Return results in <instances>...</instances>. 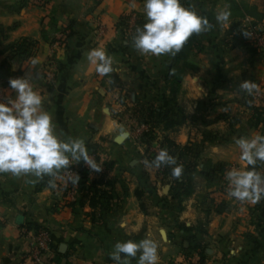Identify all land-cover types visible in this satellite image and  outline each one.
Wrapping results in <instances>:
<instances>
[{
  "label": "crops",
  "instance_id": "obj_1",
  "mask_svg": "<svg viewBox=\"0 0 264 264\" xmlns=\"http://www.w3.org/2000/svg\"><path fill=\"white\" fill-rule=\"evenodd\" d=\"M42 1L40 6L0 0V88L26 76L61 139H84L87 153L103 148L101 156L110 165L100 178L92 171L78 175L69 186L72 202L66 200L68 189L55 180L64 168L40 178L0 173V264H19L38 229L51 234L48 264H115L110 253L116 242L145 238L157 243L158 264L196 261L189 240L202 246L205 264H264V202L223 194L216 172L220 165L247 170L235 140L264 135L257 104L247 105L251 98L238 87L249 80L257 85L254 91L264 88V49L247 53L233 43L239 13L230 11L221 23L215 16L230 10L228 0H190L189 7L207 16L212 27L193 34L200 50L187 51L171 70L173 55L139 53L127 41V26L119 24L125 16L127 25L135 16L146 23L144 0ZM235 1L257 14L251 19L264 30V0ZM65 27L70 38L50 58ZM23 40L35 47L30 60L16 49ZM96 48L113 58L107 76L87 58ZM49 59L51 83L44 74ZM117 102L120 115L113 118ZM130 112L153 114V144L167 139L187 147L183 160L193 169L181 179L190 185L189 196L143 165ZM69 167L80 166L73 160ZM121 222L126 227H119ZM138 256L130 264H137Z\"/></svg>",
  "mask_w": 264,
  "mask_h": 264
},
{
  "label": "clouds",
  "instance_id": "obj_2",
  "mask_svg": "<svg viewBox=\"0 0 264 264\" xmlns=\"http://www.w3.org/2000/svg\"><path fill=\"white\" fill-rule=\"evenodd\" d=\"M143 10L147 22L136 29L132 38L133 47L142 54L174 56L193 34L206 32L212 27L207 16L184 7L181 0H144ZM230 15V10H224L217 13L215 19L227 22ZM87 58L96 65L100 75L113 71V58L105 50L92 49ZM9 87L15 99L0 102V173L13 176L31 174L37 178L55 176L60 169L68 168L73 160L83 161L90 169L101 171V167L88 156L84 139H61L62 134L56 132L52 114L42 109L43 98L33 90L26 76L10 79ZM238 87L252 95L257 85L244 80ZM235 143L241 150V160L253 167L226 173L227 195L240 202H259L264 198V175L254 166L258 161L264 162V135L251 139L241 137ZM151 163L159 168L161 165H176V159L167 149H161ZM181 174L182 166L172 168L174 177L179 178ZM119 227L126 225L121 222ZM157 248V243L149 238L139 242L118 241L110 257L115 264H130L139 253L137 264H158Z\"/></svg>",
  "mask_w": 264,
  "mask_h": 264
},
{
  "label": "built area",
  "instance_id": "obj_3",
  "mask_svg": "<svg viewBox=\"0 0 264 264\" xmlns=\"http://www.w3.org/2000/svg\"><path fill=\"white\" fill-rule=\"evenodd\" d=\"M31 3L37 4L42 6L43 1L42 0H30ZM240 26L237 29V33L241 34L246 41H248L253 47H255L257 50L264 49V34L262 33V29L259 27V25L251 18L249 17H243L239 21ZM70 30L68 28H63L59 35L57 36V39L52 45V51L50 58H52L55 54V52L59 49H63L65 45L67 44L69 38H70ZM26 47V48H25ZM26 50L25 59L30 60L34 53L31 54L32 50H35V47L32 44H25L23 49ZM44 74L46 76L47 82L51 83L54 80V68L52 65L51 60L49 59L46 64V68L44 71ZM21 76H16L15 78H18ZM12 90L10 87H4L0 88V102H6L7 100L12 99L11 95ZM263 89L262 90H256L253 91L252 96L254 98L262 99L264 102V96H263ZM264 106V104H262ZM150 125L148 124H142L139 125L136 130L134 131V139L136 144H140L141 136L144 133L149 132ZM162 149H165L162 147ZM161 150V149H160ZM158 150L153 155H157ZM92 160H94L97 165H101V162H105V159H103V156L99 154L98 156L91 155L89 156ZM82 167L88 172L92 171L85 163H83ZM104 168V167H103ZM233 169H239L237 166L230 165L227 166L226 170L219 174L221 185L220 189L223 194L227 195L228 185H227V179H226V173L229 170ZM79 169H75L72 167L64 168L62 169L58 175L56 176L55 180L56 182L67 188V194H66V200L69 202L74 201V195L69 190V186L71 182L77 177ZM104 171V172H103ZM101 174L105 173L106 170L102 169L99 171ZM95 173V171L93 172ZM159 175L162 176L161 170H159ZM261 175H264V168L260 171ZM53 255V246H52V239L51 234L48 230L42 229L38 232H35V234L31 237V241L29 244L28 250L21 256L19 264H48L50 258ZM192 264H197L194 261H192Z\"/></svg>",
  "mask_w": 264,
  "mask_h": 264
},
{
  "label": "trees",
  "instance_id": "obj_4",
  "mask_svg": "<svg viewBox=\"0 0 264 264\" xmlns=\"http://www.w3.org/2000/svg\"><path fill=\"white\" fill-rule=\"evenodd\" d=\"M189 1L190 0H181V3L183 4L184 7H189ZM228 4H229L230 11L233 13H236V14L239 13L240 18L249 17V18L258 19L257 14H255L253 11H251V9H248L247 7H243V6L239 5L235 0H228ZM127 21H128L127 16L121 17L119 24L123 25V26H127ZM134 21H135V24H134L135 25V32H136V29L138 27H142L144 20H143V18H141L139 16H135ZM233 26H234L233 28L238 29L240 26V23L237 22ZM262 33L264 34V30L262 31ZM233 43L237 44L240 48H242L247 53H254L257 50L248 41H246L245 38L241 34H236L233 37ZM24 44H26L25 40H23L21 43H18L16 45V49L21 51ZM189 50H197V51L200 50V46H199V44L196 40V37L194 35H192L188 39V41L184 44L182 49L174 55L173 62L170 66L171 70L174 68V65L176 64V62L185 58V54ZM107 75L108 74H106L104 76H107ZM254 110H255V116L257 119V123L260 122V123L264 124V120H262L263 115H264L263 114L264 113L263 108L258 107V108H255ZM152 116H153V114L151 113L148 116V118L150 119ZM146 124H148V121ZM146 138H148V134L144 133L141 136L143 143H146L145 142ZM148 139H151V138L149 137ZM163 143L165 144V149H167L168 153L176 159V165H161L159 168H157V167L156 168L158 170H161L162 175L170 180L171 186H175V187L181 186V196L187 197L190 194V185L186 181H182V179H181L182 177L188 176L193 169V165H191L190 163H186L183 160V157L187 153V147H180V146L176 145L175 143H173L167 139H164ZM155 157L156 156H153L152 159H150L148 161L147 166L155 167L151 163L155 159ZM83 163H84L83 161L78 162V164L80 166L79 171H78V175L82 178H84L88 173V170H86L82 167ZM177 165L182 166V174L179 178H176L172 175V168L177 166ZM251 167H253V166L247 165V169H249ZM254 167L260 173V171L264 168V162L258 161ZM226 168H227V166L220 165L216 169V172L219 174H222L226 170ZM261 202H264V198H262L260 200V203ZM91 205L94 206V204H91ZM39 230H42V229H38L35 232H38ZM190 244H192L190 248L192 249V251L195 252V255H196V261L195 262L197 264H205V254H204V249L202 248V246L195 243L193 240H189V245Z\"/></svg>",
  "mask_w": 264,
  "mask_h": 264
},
{
  "label": "rangeland",
  "instance_id": "obj_5",
  "mask_svg": "<svg viewBox=\"0 0 264 264\" xmlns=\"http://www.w3.org/2000/svg\"><path fill=\"white\" fill-rule=\"evenodd\" d=\"M190 2V1H189ZM190 6V5H189ZM144 23H145V21H144ZM144 23H143V25H144ZM135 21L132 19V22L129 24V25H127V41L128 42H130V44H132V38H133V36L136 34V32H135ZM142 25V26H143ZM63 29V28H62ZM60 33V32H59ZM59 35V34H58ZM25 45V44H24ZM133 45V44H132ZM24 47V46H23ZM26 48V47H25ZM25 48L23 49L22 48V50H21V54H22V56H23V59L25 60V56H27L26 55V50H25ZM35 52V50H32V52H31V54H33ZM16 77V76H15ZM14 77V78H15ZM262 90V89H261ZM263 96H264V88H263ZM249 96V98H251V99H247L245 102L247 103V105H251V106H253V104H257V106H256V108H258V107H262L263 108V111H264V106L262 105V104H264V102H263V100L262 99H258V98H256V100H257V102L256 101H254L253 99H252V95H248ZM247 96V97H248ZM116 101H118L119 103H121L122 102V99H120V98H118ZM250 101V102H249ZM118 102L117 103H115V106H117V109H115V108H113L112 109V113H111V115H112V117L113 118H117L120 114V105L118 104ZM251 103V104H250ZM117 113V114H116ZM264 114V113H263ZM130 115L131 116H134L135 117V122H136V124H137V126H139V125H142V124H146L147 123V121H149L150 119L148 118V116H149V114L147 113V112H145V113H141V112H139V113H136V112H130ZM262 120H264V115H263V118H262ZM152 122H155L154 121V119H153V121ZM152 122H148V125H150V130H149V132H147L146 134H148V138L150 137L151 139H148V138H146L145 139V142L146 143H143L142 141V139H141V141H140V144H137V145H139V146H141L142 147V153H143V155H142V158H141V162L143 163V165L144 166H146L147 167V169L149 170V172L151 173V175L152 176H156V175H159V170L156 168V167H150V166H147L148 165V161L150 160V159H152V157L153 156H156V155H153V154H155V152L158 150V152H157V154L159 153V151H160V149H162V147L163 148H165V144L163 143V141L161 142V143H163V144H159V141L157 142L156 141V143L157 144H153V142L155 141V138H156V130L154 129L155 127H154V123H152ZM136 130V128L135 129H133L132 131H131V136L133 137V140L135 141V139H134V131ZM136 143V142H135ZM103 152H104V150H103V148H97L96 146L95 147H93L92 149H90V151H89V153H88V156H91V155H94V156H98L99 157V154L100 155H102L103 154ZM103 159H105L104 157H103ZM147 161V164L145 163ZM109 164H110V162L109 161H107V159H105V162H101V165H99L100 167H101V170L102 169H104V170H108L109 168ZM104 167V168H103ZM92 172H94V170H92ZM104 172V171H103ZM101 175H103V173L101 174L100 172H97V171H95V173H94V176H93V178H100L101 177Z\"/></svg>",
  "mask_w": 264,
  "mask_h": 264
},
{
  "label": "water",
  "instance_id": "obj_6",
  "mask_svg": "<svg viewBox=\"0 0 264 264\" xmlns=\"http://www.w3.org/2000/svg\"><path fill=\"white\" fill-rule=\"evenodd\" d=\"M119 140H121V139H119ZM119 140H118V141H119ZM166 189H168V187H166ZM61 250H62V249H61Z\"/></svg>",
  "mask_w": 264,
  "mask_h": 264
}]
</instances>
